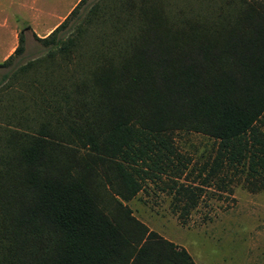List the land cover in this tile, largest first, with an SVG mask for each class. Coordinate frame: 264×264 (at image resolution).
<instances>
[{"label":"trees","instance_id":"trees-1","mask_svg":"<svg viewBox=\"0 0 264 264\" xmlns=\"http://www.w3.org/2000/svg\"><path fill=\"white\" fill-rule=\"evenodd\" d=\"M85 2L0 61V264H196L124 201L161 181L184 220L197 176L264 178V0Z\"/></svg>","mask_w":264,"mask_h":264},{"label":"rangeland","instance_id":"rangeland-1","mask_svg":"<svg viewBox=\"0 0 264 264\" xmlns=\"http://www.w3.org/2000/svg\"><path fill=\"white\" fill-rule=\"evenodd\" d=\"M78 1L0 0V22L4 17L9 18L16 27L13 30L15 41L5 47L0 60L16 46L20 30L24 35V51L15 56L13 63L44 54L46 47L34 37L31 24L38 22V28L47 24L52 27ZM94 1L86 0L82 11ZM70 28L64 30V35ZM48 31L35 32L40 36ZM5 41L7 43V37ZM4 46H0V52ZM10 67H0V72ZM174 137L179 150L191 157L189 166H198L213 154L215 142L204 133L178 131ZM196 172L189 180L194 179ZM195 180L201 184L203 192L197 206L184 220L173 207L172 193L163 189L161 181L157 184L148 181L143 190L124 202L150 229L185 247L196 264H264V178L249 182L245 173L230 172L225 176L224 184L218 178L201 183L203 175Z\"/></svg>","mask_w":264,"mask_h":264},{"label":"crops","instance_id":"crops-1","mask_svg":"<svg viewBox=\"0 0 264 264\" xmlns=\"http://www.w3.org/2000/svg\"><path fill=\"white\" fill-rule=\"evenodd\" d=\"M5 18V17H4ZM3 18V20L0 22V46H4V48L2 49V51L0 52V54H4L5 53V51H6V49H5V47H7V46H10L11 44H13L14 43V41H15V37L13 36V30L14 29H16V27L14 28L13 27V25H12V23L10 22V19L9 18H5L4 19ZM60 21H58L56 24H54L52 27H49V25L47 24V25H45L44 27H41V28H38V25H40L38 22H35V24L33 23V24H31L32 25V29L34 30V32L35 31H42V32H44V31H46L47 29H49V31H51L58 23H59ZM48 31V32H49ZM36 33V32H35ZM37 34V33H36ZM38 35V34H37ZM44 35H46V33L45 34H42V35H40V36H44ZM39 36V35H38ZM7 37V43H6V41H5V38ZM17 39H18V34H17ZM18 41V40H17ZM18 43V42H17ZM3 44V45H2ZM17 45V44H16ZM15 48V47H14ZM13 51V50H12ZM11 52H9V54H10ZM8 54V55H9ZM8 55H6V56H4L5 58L8 56ZM4 59V58H3ZM2 59V60H3ZM1 61V60H0ZM183 177L184 176H182V177H180L179 179L181 180V181H183L184 179H183ZM196 182V181H195Z\"/></svg>","mask_w":264,"mask_h":264}]
</instances>
